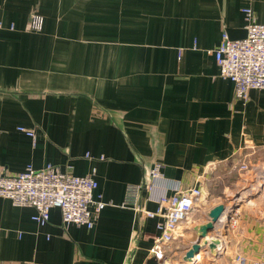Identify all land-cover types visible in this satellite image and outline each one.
Here are the masks:
<instances>
[{
    "label": "crops",
    "instance_id": "0c3cea01",
    "mask_svg": "<svg viewBox=\"0 0 264 264\" xmlns=\"http://www.w3.org/2000/svg\"><path fill=\"white\" fill-rule=\"evenodd\" d=\"M246 8L264 22V0H0V166L95 170V195L110 203L92 228L64 226L59 207L42 226L33 207L0 197V264H146L157 218L123 202L156 162L160 187L205 195L168 259L215 264L207 246L193 261L186 253L238 164L264 162V89L236 99L208 52L224 32L246 37Z\"/></svg>",
    "mask_w": 264,
    "mask_h": 264
},
{
    "label": "built area",
    "instance_id": "2783aa9c",
    "mask_svg": "<svg viewBox=\"0 0 264 264\" xmlns=\"http://www.w3.org/2000/svg\"><path fill=\"white\" fill-rule=\"evenodd\" d=\"M243 11L248 19L246 37L233 40L224 32L219 46L208 52L215 56L219 75L234 83L235 98L247 101L251 89H264V22L256 19L251 8ZM30 25L32 29L40 30L43 18L33 14ZM3 27L4 23L0 20V28ZM19 129L35 138V130H27L24 127ZM87 157L90 155L87 154ZM255 166L257 164L250 160H244L237 167L241 173H247L252 168L255 169ZM162 167L159 162L153 165L150 170V182L147 185L144 183L129 185L123 202V206L133 207L139 218H157L158 234L149 249L150 257L146 264H174L167 257L169 247L173 240L182 235V223L205 196L203 189L198 187L187 190L178 184L160 187L158 181L164 178ZM94 174L95 170L84 176L75 175L49 163L40 169L28 165L20 173L9 175L0 166V197L10 199L18 207H33L36 212L32 219L42 226L50 220L51 209L59 207L64 226L76 224L92 228L98 215L110 204L102 199V195H95L97 182ZM263 181L264 173L261 172L252 187L259 186V182ZM170 187L174 191L172 194L169 193ZM260 189H264L263 184L262 188L260 185ZM145 190L148 191L145 200L157 203L155 210L145 206L143 200ZM237 212L230 216L229 222L232 226L237 222L235 218ZM218 236L227 243L223 236ZM223 249L225 245H218L217 253L220 254ZM230 264H264V256L249 263L246 257L236 254L231 258Z\"/></svg>",
    "mask_w": 264,
    "mask_h": 264
},
{
    "label": "rangeland",
    "instance_id": "374dc122",
    "mask_svg": "<svg viewBox=\"0 0 264 264\" xmlns=\"http://www.w3.org/2000/svg\"><path fill=\"white\" fill-rule=\"evenodd\" d=\"M261 172L264 173V162L247 173H241L237 167L222 190L216 193L217 199L213 201L221 202L227 211L215 223L214 231L209 232L206 237L211 242L210 238H219L218 235H221L227 243L219 255H212L211 259L215 264H230L231 258L236 254L246 257L249 263L264 256V195L263 189H260L264 181L259 182V186L252 187ZM213 188L217 187L213 184ZM235 211H238L235 216L237 222L232 226L229 220ZM210 219L209 217L208 222Z\"/></svg>",
    "mask_w": 264,
    "mask_h": 264
},
{
    "label": "water",
    "instance_id": "95a60500",
    "mask_svg": "<svg viewBox=\"0 0 264 264\" xmlns=\"http://www.w3.org/2000/svg\"><path fill=\"white\" fill-rule=\"evenodd\" d=\"M226 210L227 208L223 204H219L209 211V217L211 218V221L200 226L197 241L193 243L191 248L186 253L187 259L191 261L195 260L196 255H198L200 251L206 247V245L210 248L213 256H217L219 254L217 253L216 248L218 244L221 243L220 238H210L211 242L213 241V243H211L208 242V238L206 236L214 229L215 223L221 218Z\"/></svg>",
    "mask_w": 264,
    "mask_h": 264
},
{
    "label": "bare ground",
    "instance_id": "6f19581e",
    "mask_svg": "<svg viewBox=\"0 0 264 264\" xmlns=\"http://www.w3.org/2000/svg\"><path fill=\"white\" fill-rule=\"evenodd\" d=\"M212 240H213V239H212ZM216 241H217V240H216ZM222 241H223V240H221V243L218 244V245H221V244L225 245L224 241H223V243H222ZM211 243H213V241H212Z\"/></svg>",
    "mask_w": 264,
    "mask_h": 264
}]
</instances>
